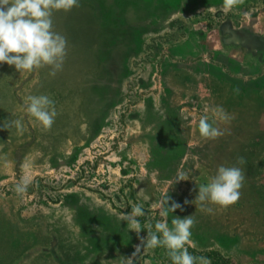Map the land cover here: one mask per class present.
<instances>
[{"label":"rangeland","instance_id":"rangeland-1","mask_svg":"<svg viewBox=\"0 0 264 264\" xmlns=\"http://www.w3.org/2000/svg\"><path fill=\"white\" fill-rule=\"evenodd\" d=\"M52 21L67 40L55 77L0 64V124L24 125L0 128V264H127L139 238L120 215L142 204L146 236L165 190L183 207L169 226L195 217L190 253L264 264V0H79ZM41 94L58 113L50 130L24 106ZM215 106L234 118L208 140L198 121ZM221 165L244 170L239 201L185 204ZM166 253L143 247L134 264H171Z\"/></svg>","mask_w":264,"mask_h":264},{"label":"clouds","instance_id":"clouds-1","mask_svg":"<svg viewBox=\"0 0 264 264\" xmlns=\"http://www.w3.org/2000/svg\"><path fill=\"white\" fill-rule=\"evenodd\" d=\"M244 0H223L226 10L242 4ZM79 7V0H0V64L14 66L20 71L32 72L35 69L50 67L49 75L55 77L63 68L67 55L66 38L53 30L52 16L55 11L68 12ZM26 112L35 118L45 129L50 130L58 115L55 102L50 96L28 95L24 103ZM209 114L201 116L198 121V131L202 138L218 139L226 134L218 124L228 123L232 117L221 106L207 109ZM0 128L8 130L15 128L17 134L22 135L24 125L21 119L5 120ZM6 161V157H3ZM236 163H246L243 157H238ZM24 169H31L34 160L25 159ZM187 180V173L180 171L177 181ZM245 180V172L238 166H219L207 183L198 187L194 201L185 200L184 203H194L201 212L213 213L209 205L228 207L237 203L241 197V189ZM34 177L25 176L15 182V192L18 195L27 193L33 184ZM171 201V203H170ZM162 218L153 226L148 225L147 235L141 236L142 226L138 217L145 215L142 204H134L130 212L122 213L119 219L126 222L129 229L135 232L139 243L131 256L126 258L127 264H134L135 256L143 247L154 249L164 247L171 264H211L205 256H195L188 250L192 228L196 220L194 215L180 218L173 216L171 226L168 216L177 209L183 211L180 203L171 200L168 190H165L153 205Z\"/></svg>","mask_w":264,"mask_h":264},{"label":"trees","instance_id":"trees-1","mask_svg":"<svg viewBox=\"0 0 264 264\" xmlns=\"http://www.w3.org/2000/svg\"><path fill=\"white\" fill-rule=\"evenodd\" d=\"M196 255H199V256L204 255L208 259H211L213 264H228L224 258H222L221 256H219L218 254H216L214 252H208V253H204V254L196 253Z\"/></svg>","mask_w":264,"mask_h":264}]
</instances>
